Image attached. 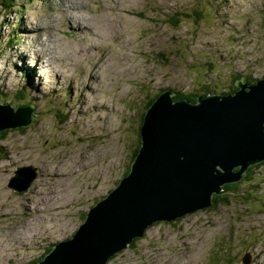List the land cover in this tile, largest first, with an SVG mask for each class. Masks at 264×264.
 Segmentation results:
<instances>
[{
    "label": "rangeland",
    "instance_id": "1",
    "mask_svg": "<svg viewBox=\"0 0 264 264\" xmlns=\"http://www.w3.org/2000/svg\"><path fill=\"white\" fill-rule=\"evenodd\" d=\"M112 1L118 14L65 0L87 18L82 39L61 22L60 0L0 5V103L27 85L38 115L0 141L9 154L0 160V264H35L77 231L129 171L140 115L160 90L189 94L204 82L198 95L217 96L236 86L234 75L264 77V0ZM24 167L37 177L16 193L7 185ZM239 190L228 205L147 228L106 264H264V165Z\"/></svg>",
    "mask_w": 264,
    "mask_h": 264
},
{
    "label": "water",
    "instance_id": "2",
    "mask_svg": "<svg viewBox=\"0 0 264 264\" xmlns=\"http://www.w3.org/2000/svg\"><path fill=\"white\" fill-rule=\"evenodd\" d=\"M241 82L232 94L198 97V105L174 102L170 90L159 94L139 129L130 173L36 264H106L153 224L208 209L224 185L264 162V78ZM37 116L32 106L0 103V132L26 128ZM36 177V169L19 168L7 186L22 193Z\"/></svg>",
    "mask_w": 264,
    "mask_h": 264
},
{
    "label": "trees",
    "instance_id": "3",
    "mask_svg": "<svg viewBox=\"0 0 264 264\" xmlns=\"http://www.w3.org/2000/svg\"><path fill=\"white\" fill-rule=\"evenodd\" d=\"M3 2H0V5L2 6V7H4V8H6V9H8V10H10V9H12L16 4H14L15 2H14V0H2ZM20 1H22V2H25V3H28L29 2V0H20ZM180 17H181V20H185V19H188L189 18V16L188 15H186V16H184L183 15V13L180 15ZM181 20H178V19H176V17L175 16H169V17H167L166 19H165V22H167L168 24H170L172 27H178L179 25H180V21ZM19 40V38L18 37H13L12 39H11V43L12 44H14L15 42H17ZM21 76L22 77H27L28 79H29V76L27 75V72L26 71H21ZM238 79H242V80H244V82H247L248 84H254L256 81H254V80H252V81H248L249 79H247V80H245V78L244 77H242L240 74H237V75H234V77H233V84H232V86L234 85H236L235 84V82L238 80ZM207 88H208V86L204 83V82H201V84H200V88H195V92H191V93H182V92H178V93H176L175 95H174V97H173V100L174 101H178V100H186L187 102H190V103H195V102H197V97L199 96L198 95V92L201 90H206L207 91ZM231 88V87H230ZM167 89H169V88H165V89H162V90H160V92L159 93H161V92H163L164 90H167ZM229 89V88H228ZM235 91H237V88H236V86L235 87H233L231 90H230V92H228L227 94H231V93H234ZM158 93V94H159ZM158 94L157 95H155L154 96V99L158 96ZM204 93H202V95H203ZM206 94V93H205ZM223 94H226V93H223ZM2 104H11V105H13L14 107H17V106H22L23 108L24 107H27V106H31V104H32V102H33V100L30 98V96H29V94H28V86L27 85H23V86H21L20 88H18V90L15 92V93H11V92H8V93H3V98H2ZM154 101V100H153ZM152 101V102H153ZM152 102H149L147 105H146V107L144 106V110H143V112L141 113V115H140V118H139V126H138V135L140 136V132H139V128H141L142 127V125H143V123H144V119H145V114H146V112H147V110L145 111V108H149V106L150 105H152L153 103ZM146 104V103H145ZM144 111H145V113H144ZM20 131H22L23 129H19ZM8 134V131H3V132H1L0 133V141H3L4 139H5V137H6V135ZM140 146H141V140H140V143H139V147L138 148H140ZM138 150L139 149H137L136 150V153H135V155L133 156V160H134V158H135V156L138 154ZM8 152H6V150L2 147V146H0V160H5L7 157H8ZM132 160V161H133ZM129 167V166H128ZM127 167V168H128ZM240 168H237V170H239ZM126 171H127V169H126ZM125 171V172H126ZM129 171H130V169H129ZM129 171L126 173V175L129 173ZM245 177V176H244ZM243 180H244V178H243ZM244 181H240V184L241 183H243ZM235 186H236V189H239V187H240V185H237V184H234ZM232 186V185H231ZM231 186H228V189L231 187ZM227 187H225L224 189H226ZM236 191V190H235ZM225 197V199L223 198V196H219V195H214L213 197H211V204H210V206L208 207V209H212L214 206H218L219 204H225V205H228V204H230V202H231V200L232 199H235V198H241V195H235V196H233V197H227V196H224ZM228 198V199H227ZM206 210V209H205ZM202 211V210H201ZM197 212V211H196ZM194 212H191V213H188V215H190V214H193ZM85 217L86 216H84L83 217V219H85ZM181 218H183V216L182 217H179V218H176L175 220H180ZM169 223H171V222H169ZM168 224V223H167ZM153 225H155V224H153ZM152 225V226H153ZM147 231V230H146ZM145 231V232H146ZM139 239H134L133 241H132V243H131V245H130V247L131 246H133L134 245V243L136 242V241H138ZM51 251V249H48L47 250V252L42 256V258L40 259V260H38L37 262H39V261H41L49 252ZM220 258H222L221 256H220V254H217V255H215V257L213 258L214 260L215 259H220ZM219 261V260H218Z\"/></svg>",
    "mask_w": 264,
    "mask_h": 264
},
{
    "label": "bare ground",
    "instance_id": "4",
    "mask_svg": "<svg viewBox=\"0 0 264 264\" xmlns=\"http://www.w3.org/2000/svg\"><path fill=\"white\" fill-rule=\"evenodd\" d=\"M64 2H65V0H60L61 5L63 6L62 7V10H61V18H62V21L61 22H64L65 26L69 30H71L72 32H76L77 35H78V38L82 39V38H85V37L89 36L90 35V33H89L90 32L89 27L87 25H86V29L84 27V24H85L84 22L87 21V18L85 16H83V15L78 16L77 15L78 14V12H77L78 10L75 7H72L70 9L71 11H69V8L67 7L68 5L65 6V3ZM80 3L81 2H79V4ZM96 3H97L98 8H99V6H107L105 8L106 11L116 12L117 14H118V10H120L122 8V6L120 5L121 3H114L112 0H106V1H104V0H96ZM28 29L29 28L24 27L23 28V31L24 32H27ZM71 31H68V32H71ZM85 32H87V33L85 34ZM0 35H2V34H0ZM11 46H14V45H11ZM86 51H88V49H82L81 52L84 53ZM36 58H37V60L39 58H42V54H38V56L36 54ZM96 78H97V73H96ZM86 90L89 91L87 88H86ZM32 182H33V180L31 181V183Z\"/></svg>",
    "mask_w": 264,
    "mask_h": 264
},
{
    "label": "flooded vegetation",
    "instance_id": "5",
    "mask_svg": "<svg viewBox=\"0 0 264 264\" xmlns=\"http://www.w3.org/2000/svg\"><path fill=\"white\" fill-rule=\"evenodd\" d=\"M262 165H264V162H262V163H260V164H256V165H251L248 169H247V171H246V173L244 172L243 173V175H242V177H241V179L239 180V181H236V182H233V183H231V184H228V185H224V187H223V190H224V193L222 194L223 196H227V194H228V196H230V197H232V195L235 193V190H237V195H243V192L242 191H240L239 189H236V186L234 185V184H237V185H240V181L242 182V181H244V182H247L248 181V179L250 178V176H251V172H252V170H253V168H257V167H259V166H262ZM245 176V177H244ZM243 178H244V180H243ZM232 185V186H231ZM228 186H231L229 189H228ZM225 187H227L226 189H224ZM227 196V197H228Z\"/></svg>",
    "mask_w": 264,
    "mask_h": 264
},
{
    "label": "clouds",
    "instance_id": "6",
    "mask_svg": "<svg viewBox=\"0 0 264 264\" xmlns=\"http://www.w3.org/2000/svg\"><path fill=\"white\" fill-rule=\"evenodd\" d=\"M263 78H264V77H263ZM263 78H261V79H263ZM261 79H257V80H261ZM257 80L254 79V81H257ZM249 85H252V84H249ZM231 94H232V93H231ZM158 95H159V94H158ZM223 95H225V94H223ZM154 100H155V99H154ZM153 102H154V101H153ZM153 102H152V103H153ZM195 103H197V102H195ZM192 104H193V103H192ZM20 107H22V106H20ZM17 108H18V107H17ZM17 108H16V109H17ZM16 109H15V110H16ZM139 129H140V128H139ZM6 131H7V130H6ZM0 133H1V132H0ZM134 159H135V158H134ZM133 161H134V160H133ZM133 161H132V163H133ZM131 165H132V164H131ZM130 168H131V166H130ZM237 168H240V169H241V167H237ZM240 169H239V170H240ZM129 173H130V171H129ZM129 173H128V174H129ZM128 174H127V175H128ZM125 176H126V175H125ZM123 177H124V176H123ZM123 177H121V179H122ZM121 179H119V180L117 181L118 184H119V181H120ZM117 182H116V183H117ZM117 186H118V185H117ZM117 186H116V187H117ZM116 187H115V188H116ZM115 188H114V189H115ZM111 191H112V190H111ZM111 191H109V192L107 193V195H108ZM107 195H105L104 198H105ZM213 195H214V194H213ZM221 196H223V195H221ZM104 198H102L101 200H103ZM223 198L225 199L224 196H223ZM101 200H99V201H101ZM99 201H98V202H99ZM96 203H97V202H96ZM94 205H95V204H94ZM94 205H92V207H93ZM86 214H87V213H86ZM86 214H85V216H86ZM71 236H72V235H71ZM71 236H70V237H71ZM51 248H53V247L51 246ZM43 259H44V258H43ZM43 259H42V260H43ZM42 260H41V261H42ZM39 262H40V261H39ZM37 263H38V262H37ZM35 264H36V263H35Z\"/></svg>",
    "mask_w": 264,
    "mask_h": 264
}]
</instances>
